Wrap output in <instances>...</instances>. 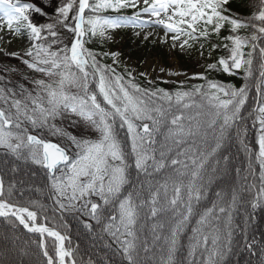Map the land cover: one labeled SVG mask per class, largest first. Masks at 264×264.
<instances>
[{
	"label": "snow or ice",
	"instance_id": "snow-or-ice-1",
	"mask_svg": "<svg viewBox=\"0 0 264 264\" xmlns=\"http://www.w3.org/2000/svg\"><path fill=\"white\" fill-rule=\"evenodd\" d=\"M248 7L250 15L241 18L234 14L231 0H0V30L11 32L27 45L23 52H5V56L39 74V78L29 81L31 89L20 84L19 92L16 86L9 87L10 81L0 78V165L4 173L15 174L21 161L43 168L51 182L49 190L56 208L61 215L72 216L82 230L93 231L101 217L107 215L105 230L119 245L118 251L127 264H138L136 225L140 210L145 208L146 215L157 220L152 229L157 240V231L163 229L159 217L172 214L173 223L165 237L167 253L161 264H179L174 259L177 237L193 216L198 219L191 229L188 254L194 255L203 246L208 254L206 264H221L225 251H231L230 239L227 249L220 242L222 217H227L231 227L230 207L223 206V189L215 192L220 204L212 202L203 212L195 206L207 196L212 177L220 171L221 160H230L224 155V136L245 119L241 110L248 100L249 84L235 88L197 73L188 78L205 80L209 91L204 85H194L191 91L171 93L155 87V82L148 79L149 73L142 71L139 76L145 77L149 86L141 87L132 70L126 67L125 76L116 67L100 62V58L110 57L118 67L119 52H97L86 45L97 39L101 44L112 40L113 36L106 35L108 30L155 26L164 33L159 42L169 44L171 49L178 47L181 53L199 46L203 56V41L208 42L209 58L216 49L223 48L227 55L208 63L207 72L233 75L234 70L244 67L245 79H251L255 88V107L249 116L256 128L257 149L246 147L245 151L250 153V159L258 160L261 181L251 208L264 210V197L260 195L264 193V0H253ZM107 10L115 15L98 14ZM128 10L131 15L122 14ZM145 16L148 19L142 18ZM226 24L232 34L223 37V44L212 42L213 36L219 39ZM240 29H249L250 36L236 34ZM133 34L141 36L140 31ZM143 39L147 40L148 34ZM244 48L251 51L245 53ZM257 50L258 79L253 75ZM159 73L187 77V73L164 67H159ZM158 79L162 83L172 82ZM92 83L95 90L90 89ZM196 94L210 101L206 127L197 123L195 128H185L183 113L172 112L173 103L177 111L190 108L193 105L188 101ZM162 128L167 129L163 143L157 139ZM209 133L211 145L206 139ZM48 136L56 137L57 142ZM186 138H191V143ZM173 146L175 155H169ZM210 161L217 167L213 168ZM168 169L174 175L155 185L149 183L147 196L135 203L134 197L138 199L139 195L133 171L138 179L142 174L153 176ZM208 169L211 177L206 180ZM240 171L236 169L237 174ZM128 184H132L133 191L122 195ZM143 190L144 184L140 183L139 191ZM237 191L231 193L232 205L237 201ZM17 195L22 198L23 193H18L16 184L9 183L6 189L0 176V218L7 222L6 228L14 231L22 226L27 232L38 234L36 243L44 264H66V258L73 257L72 250L65 247L71 238L46 223H38L43 206L37 202L31 203L36 210L19 206L13 201ZM109 209L115 214H110ZM227 236L230 238L231 232ZM45 237L54 238L51 246L46 244ZM245 248L252 255L259 254V264H264V248L257 253L254 238L253 243L245 241ZM0 264H15L7 250L0 252ZM72 264H76L74 258Z\"/></svg>",
	"mask_w": 264,
	"mask_h": 264
},
{
	"label": "trees",
	"instance_id": "trees-1",
	"mask_svg": "<svg viewBox=\"0 0 264 264\" xmlns=\"http://www.w3.org/2000/svg\"><path fill=\"white\" fill-rule=\"evenodd\" d=\"M93 2V0H90ZM253 0H231L232 9L234 14H238L241 18H246L250 15V8L248 7ZM102 11L98 14H101ZM232 34L230 32V26L225 25L221 30L220 37H212V42L223 44V37ZM240 36H250L251 32L249 29H240L238 33ZM205 47L208 48V42L203 41ZM132 45V40L127 39L126 46ZM97 52H104V47L101 45L99 40L95 43H89L86 45ZM159 52H162L160 47H156ZM243 51L247 53L251 51L250 48H244ZM222 55H227V52L223 48H218L213 52V63ZM257 60L254 61V68L256 69L253 73L256 77L257 73V62H258V52L256 53ZM246 59V57H245ZM108 58H100V62L106 64ZM242 72H236L235 75L225 74L223 71L217 72H205L204 75L209 80H215L219 83L225 85H231L235 88H240L246 83L249 84L248 100L241 110V114L245 118L240 121L237 125H234L225 133L224 136V148L226 151L224 155L230 157L228 162L221 160V165L224 168V173L220 176L212 177V183L209 185L207 196L201 200V202L196 205V210L203 212L206 207H211L212 202L220 204L221 201L215 196V192L223 189L225 195L223 197V206L230 207L231 212V227L227 224V217H222L220 223L221 231V243L225 245L227 249V240L231 241V251H225V255L221 260V264H259L260 256L252 255L245 248V241L248 243H253V238L255 240V247L257 253L259 249L264 248V236L255 228L256 224L264 227V210L257 208L253 210L251 208V203L254 202L258 195V189L260 188L261 181L260 176V164L258 160L252 158L250 159V153L245 151V148L252 149L256 151L255 146L256 140V128L253 127V120L248 117V113L252 106V101L255 98V88L251 83V79H245V69ZM126 76V73H123ZM136 83L140 84L141 87L149 86L148 83L143 78L135 79ZM194 85H204L206 91L207 89L206 81L199 79L196 84H183L181 85L175 83H162L160 81L155 82V87L163 88L168 92L175 93L179 91H191ZM90 88L95 90V83L90 84ZM221 98H225L221 94ZM189 104L193 105L190 108H181L179 111L176 110L175 103H173L172 112L176 115L183 113V125L187 128L191 125L193 128L197 126V123L206 127V121L208 119V114L211 111L210 101L201 97L200 95H194L191 100L188 101ZM165 108H167V102H164ZM172 118L171 113L168 115L167 119L170 121ZM167 129L162 128L161 134L157 139L163 143L164 134H166ZM239 132V135L237 133ZM217 136L219 132L217 131ZM188 139L191 143V138ZM208 144H212V135L209 133L206 137ZM197 143L200 140L197 139ZM171 144V142H169ZM235 146V147H234ZM175 147H172V152L169 155H175ZM158 155V154H157ZM2 159V155H0ZM151 164V161H149ZM211 166L214 167L215 162L210 161ZM238 165V166H237ZM27 170L32 175L29 182H31V189H25L24 185L26 183H20L12 172L4 173L2 170V165H0V174L3 176L4 185L7 189L9 183H15L18 193H23L22 198L19 195L13 197V201L20 206H29L30 209L36 210L31 207L32 202H37L39 205L43 206V213H38V222L44 221L46 224L56 228L62 234L69 236L70 242L66 241V245L73 252V258L76 264H127V261L122 258L118 251L119 245L115 242L112 235L105 230L108 224L107 215L101 217V223L95 224V228L91 232L82 230L76 226L77 221L73 219L70 215H61L59 210L56 208L52 196L48 189V180L45 177V170L39 166L32 164L30 161L25 163L23 161L19 162L17 166V175L21 173V170ZM236 169L241 171L237 174ZM151 171V169H150ZM16 175V176H17ZM174 175L171 169L163 171L159 174H154L153 176H144L143 174L137 179L136 173L133 171L132 177L137 185V191L139 198L134 197L135 203H139L141 199L147 196V188L149 183L155 185L157 181L163 182L166 176ZM228 176V177H227ZM211 177V170L208 169V176L205 177L207 180ZM241 180V183H240ZM140 183L144 184V190L139 191ZM185 183H187V178H185ZM240 183V184H239ZM219 185V188L217 187ZM233 190L237 191V201L234 205L231 204V193ZM133 191L132 184L125 185L122 189V195H126L128 192ZM263 194V196H262ZM264 197V193H260ZM171 196V188L169 187V197ZM110 214H115L109 209ZM147 209H141L138 217V222L136 225L138 239L136 241V253L138 258V264H161L162 258L166 256L167 244L165 237L168 236L169 230L172 226L171 213H165L159 217V222L163 224V229L158 230L156 235L160 237L159 240L155 239L153 236V225L157 223L156 219L151 218L146 215ZM250 214L254 218L250 219ZM44 215H47V221L44 220ZM198 216H193L192 221L186 225L185 229L182 231L181 235L177 237V252L174 254V259L179 262V264H201L202 261H207V252L203 250V246L197 248L194 255H189L190 248V237L192 236L191 229L196 226L195 221ZM6 223L3 218H0V228L2 231L9 235L10 241L16 245L21 246L24 244V250L21 252L23 254H18L19 264L25 262L27 264H44V258L40 254V250L37 247L38 237L34 234H29L25 232L20 226H18L14 231L6 228ZM231 232L230 238L227 234ZM11 235H15L11 238ZM124 239V237H121ZM145 241L147 242V253L145 252ZM49 246L52 242L47 243ZM208 248L211 249V236L209 237ZM5 249L1 248L0 252H4ZM53 251L50 247V252ZM9 254V252H8ZM25 254V255H24ZM16 255V253H15ZM10 252V258L15 260V256ZM244 260V261H243ZM254 260V261H253ZM245 262V263H244ZM15 264H18L15 260Z\"/></svg>",
	"mask_w": 264,
	"mask_h": 264
},
{
	"label": "rangeland",
	"instance_id": "rangeland-1",
	"mask_svg": "<svg viewBox=\"0 0 264 264\" xmlns=\"http://www.w3.org/2000/svg\"><path fill=\"white\" fill-rule=\"evenodd\" d=\"M21 2H36V0H21ZM142 18L144 19L145 17ZM134 31H140L141 36H134ZM145 34H148V39L146 40L147 42L145 44L139 43V41H145L143 39V36ZM106 35L113 36L112 40L103 43L104 47L106 48V52L120 53L119 66L117 67L116 65H113L112 58H110V64L116 67L117 71L125 70V68L127 67V69L133 71L134 77H141L139 76V72L146 71L149 73L148 79H151L154 82L160 81L158 79L159 77L162 80H171L176 83H196L198 78L190 79L188 77H193L197 73L203 74L206 70L207 64L212 63V56L211 58H209V50L205 49V47L203 49L204 54L203 56H201L199 46L190 49L187 53H181L178 47L176 49H171L169 47V44L160 43L159 41L163 38L164 33L162 28L159 27H144L143 29H133L130 27L121 28L115 30V32H113L112 30H108L106 32ZM128 35H132L136 39V42L128 47H125L127 42L126 37ZM149 40H151V44L146 46ZM157 46L160 47L162 52L158 51V49L156 48ZM26 47L27 45L24 43L23 39L17 38L14 34L6 30H0V78L5 81H10L11 83L9 84V87L16 86L17 92H19L18 86L20 84H24L26 87L31 89L29 81L33 77L39 78V74L27 69L22 64H20L18 60L6 57L5 52H23ZM159 67H164L171 71L187 73V77H185L184 75L168 77L165 74L159 73ZM154 68L156 69L155 71H153ZM12 69H17V71H11ZM25 77H27V79H24ZM17 98L19 99L21 97L17 96ZM47 138L57 142L56 137L48 136ZM214 167H217V165H214ZM219 167L220 171L218 174H216V176H220L224 173L223 166L220 164ZM20 172L21 173H19V175H17V172H15V177L18 182H25V189L29 190L33 188L31 186V182H29V180L32 178L30 172L25 169L21 170ZM48 189H50V185H48ZM255 228L261 233L262 236H264V227L256 224ZM14 237L15 235H11V238ZM0 246L2 249L4 248L5 250H7L9 254L10 252H12L15 255L16 253L15 260H17L19 264L18 254H23L21 251L24 250V244L22 243L21 246H19L15 243H12V240L10 241L9 235L5 234L1 228ZM21 264H24V262H22ZM25 264L27 263L25 262Z\"/></svg>",
	"mask_w": 264,
	"mask_h": 264
}]
</instances>
